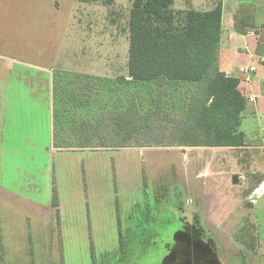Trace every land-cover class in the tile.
<instances>
[{
    "label": "rangeland",
    "instance_id": "374dc122",
    "mask_svg": "<svg viewBox=\"0 0 264 264\" xmlns=\"http://www.w3.org/2000/svg\"><path fill=\"white\" fill-rule=\"evenodd\" d=\"M132 2L115 0L106 6L51 0L60 10L58 15L49 10L50 30L45 33L36 26L34 41L26 33L28 44H34L29 49L34 53L31 59L53 67L54 73L66 67L90 71L91 62L100 58L110 69L127 66ZM182 3L191 9L186 0H176L172 8ZM8 35L5 23L1 24L0 40L9 39ZM12 51L21 56L26 49ZM12 77L15 62L0 58V113L2 108L48 107L42 88L32 99ZM68 97L70 102L80 100ZM175 100L180 108V95ZM2 139L0 134V264H94L97 254L106 250L111 256L104 257V264H161L171 236L188 223L207 233L221 264H264V196L255 197L253 208H243L250 226H231L243 228V235L227 238L230 227L218 223L199 199L204 181L202 149L151 147L137 150L142 157L131 152H62L48 160L55 175L50 177L44 176L42 160L16 161L14 138ZM143 180L147 186H142ZM49 195L51 204L61 208L53 206L52 212L47 208ZM243 236L247 241L241 240ZM185 242L176 241L164 264H177L173 250L176 260H181ZM199 249L201 255L207 247ZM212 258L216 262L214 251Z\"/></svg>",
    "mask_w": 264,
    "mask_h": 264
},
{
    "label": "crops",
    "instance_id": "0c3cea01",
    "mask_svg": "<svg viewBox=\"0 0 264 264\" xmlns=\"http://www.w3.org/2000/svg\"><path fill=\"white\" fill-rule=\"evenodd\" d=\"M175 1L173 0V5ZM186 1L190 2L191 9L206 12L213 9L217 0ZM54 4L51 5V0L0 1V25L5 23L10 34L9 39L0 40V58L15 62V78H12L25 86L22 90H27L28 97L34 99L36 92L42 88L48 102L47 108H2L0 134L4 137L3 142L14 138L15 160H42L44 176L50 174L51 177L52 174L54 177L48 160H53L55 155L62 152H114L115 155L131 152L139 153L142 157L143 152L137 150L151 148L147 147L149 143H168L167 140L155 139L156 135L149 136L148 124L160 129L162 137L167 138L164 130L172 128V123L177 120L175 113L178 110L164 107L161 112L167 114L164 117L167 119L151 116L153 110L149 111V101L154 95L164 91L173 96L179 95L178 90H183L182 88L153 83L133 84L127 66L110 69L105 67L103 58L93 60L91 64L94 68L90 71L66 67L55 73L53 67H44L37 60L31 59L34 53L29 49L34 44H28L30 37L26 33L32 34L34 41L36 26H41L38 30L45 33L47 29L50 30L49 10H54L56 15L60 10ZM221 8L222 32L218 68L227 76L239 80L238 89L247 100L239 125V131L245 136V143L241 147L161 148L203 150L200 157H203V168L200 172L204 181L202 194H198L199 199L203 200L218 223H226L230 227L229 230L232 231L227 232V238L233 239L235 234L243 235V228L232 229V225L242 223L250 226L247 222L249 214L243 208H253L257 205L255 197L261 199L264 196V0H221ZM175 10L183 11L188 8L182 3ZM11 49H26V52L15 56ZM243 67L255 69L249 84L244 81L245 75L240 71ZM132 93H138L139 99H136L137 96L133 99ZM68 96L80 100L70 102ZM250 97L254 101H250ZM134 100L135 105L132 103ZM134 123L139 124L140 135L133 139ZM132 144L136 147H131ZM141 175L145 177V173ZM52 183L50 181L49 184ZM142 183V186H147L145 180ZM47 202V208L52 212V195H49ZM234 210L236 211L232 214ZM185 225L190 230L192 227L193 230L199 229L200 234L194 233V237H201L203 230L199 225ZM209 239L216 240L211 236ZM241 240L247 241L244 236Z\"/></svg>",
    "mask_w": 264,
    "mask_h": 264
},
{
    "label": "trees",
    "instance_id": "16d2710c",
    "mask_svg": "<svg viewBox=\"0 0 264 264\" xmlns=\"http://www.w3.org/2000/svg\"><path fill=\"white\" fill-rule=\"evenodd\" d=\"M76 1L112 6L115 0ZM172 6L173 0H133L129 13L127 69L132 83L183 89L178 90L180 108L176 105L175 96L168 91L154 95L149 101V111L153 110L151 116L167 119L164 118L167 114L161 112L164 107L178 112L172 128L164 130L167 138L162 137L160 129L148 124L149 136L156 135L155 139L167 140L168 143H149L147 147H241L245 136L239 131V125L247 100L238 89L239 80L218 68L221 0L206 12L193 9L177 11ZM135 96L139 99L138 93L133 94V99ZM132 103L135 105V100ZM138 125L132 126L133 139L140 135ZM53 206L57 208L58 204ZM193 229L188 231L184 225L178 231L200 234L199 229ZM172 236L170 244L166 245L164 259L173 245ZM204 241L214 251L212 243Z\"/></svg>",
    "mask_w": 264,
    "mask_h": 264
},
{
    "label": "flooded vegetation",
    "instance_id": "af4514ba",
    "mask_svg": "<svg viewBox=\"0 0 264 264\" xmlns=\"http://www.w3.org/2000/svg\"><path fill=\"white\" fill-rule=\"evenodd\" d=\"M179 232V231H178ZM178 232H176L173 236H172V239H173V245L174 244H176V241L178 242V241H180V240H185L186 242V245L187 246H185L184 248H182V254H183V258L181 257V260L179 261V260H176V257H177V255H176V251L175 250H173V259H174V262L175 263H181V264H197L198 262H199V260H201V261H203L202 262V264H214V263H216V264H221L220 262H219V259L217 258V255H216V253H215V250H214V253H215V257H216V262L214 261V259L212 258V255H213V251L210 249V247L208 246V243H206L204 240H207V238H206V234L204 233V232H202L201 233V237L200 238H195L194 237V233L193 232H191V233H178ZM120 236H122V235H120ZM174 237H175V239L176 240H174ZM123 240L124 239H121L120 238V242L122 243V244H124L123 243ZM173 245H172V247H173ZM202 245H205L206 247H207V250H205V251H203V252H205V253H203V254H201V255H199L198 254V251H201L199 248H200V246H202ZM91 249H89V251H90ZM171 250V249H170ZM170 250H169V252H168V255H167V257L168 256H170L169 254H170ZM174 251H175V253H174ZM91 252V251H90ZM111 250H106L105 252H104V254H102V255H98L97 254V257H96V259H99L97 262L95 261V263L94 264H104L105 263V258L104 257H107V256H111ZM125 250L124 251H122V254H121V256H123L124 254H125ZM180 252V251H179ZM202 252V251H201ZM181 253V252H180ZM91 254H93V253H91ZM172 254H171V257H172ZM176 255V256H175ZM203 255V258H200L201 256ZM91 256V258H93V256L92 255H90ZM120 256V257H121ZM181 256V255H180ZM120 257H117L116 258V261L117 260H119V261H121V259H120ZM194 258H195V260H194ZM91 262H94V261H91ZM161 264H164V257H163V259H162V263Z\"/></svg>",
    "mask_w": 264,
    "mask_h": 264
},
{
    "label": "built area",
    "instance_id": "2783aa9c",
    "mask_svg": "<svg viewBox=\"0 0 264 264\" xmlns=\"http://www.w3.org/2000/svg\"><path fill=\"white\" fill-rule=\"evenodd\" d=\"M240 71L245 75L244 81L248 84L251 83V77L255 72V69L253 67H243ZM249 100L254 101V98L250 97Z\"/></svg>",
    "mask_w": 264,
    "mask_h": 264
}]
</instances>
